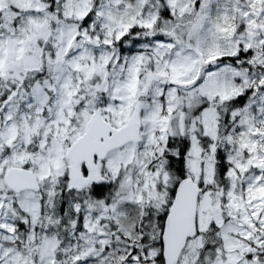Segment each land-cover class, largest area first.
I'll list each match as a JSON object with an SVG mask.
<instances>
[{
  "label": "snow or ice",
  "instance_id": "1",
  "mask_svg": "<svg viewBox=\"0 0 264 264\" xmlns=\"http://www.w3.org/2000/svg\"><path fill=\"white\" fill-rule=\"evenodd\" d=\"M0 264H264V0H0Z\"/></svg>",
  "mask_w": 264,
  "mask_h": 264
}]
</instances>
